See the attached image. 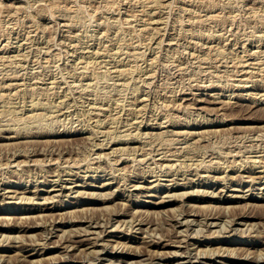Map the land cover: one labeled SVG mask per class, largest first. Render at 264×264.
I'll return each mask as SVG.
<instances>
[{
	"label": "rangeland",
	"instance_id": "obj_1",
	"mask_svg": "<svg viewBox=\"0 0 264 264\" xmlns=\"http://www.w3.org/2000/svg\"><path fill=\"white\" fill-rule=\"evenodd\" d=\"M0 57V264H33L39 256L31 257V244L58 255L54 243L87 236L97 242L68 248L79 254L105 247L87 264H175L186 250L193 256L209 246L222 252L210 263L244 264L232 261L243 247L264 257V0H0ZM239 211L257 218L233 220ZM211 212L221 218L209 219L208 228L184 223ZM77 214L93 215L101 226L78 225ZM25 223L36 228L25 232ZM168 234L182 245L149 246ZM114 238L122 240L119 248L111 247ZM127 240L133 248H125ZM134 248L144 257L124 256ZM154 250L166 256L155 258ZM68 258L60 264L75 263ZM193 259L181 264H199Z\"/></svg>",
	"mask_w": 264,
	"mask_h": 264
},
{
	"label": "bare ground",
	"instance_id": "obj_2",
	"mask_svg": "<svg viewBox=\"0 0 264 264\" xmlns=\"http://www.w3.org/2000/svg\"><path fill=\"white\" fill-rule=\"evenodd\" d=\"M114 1H115V0H114ZM150 1H151V0H150ZM153 1H154V0H153ZM156 1H158V0H156ZM113 3H114V2H113ZM154 3H155V2H154ZM145 4H146V3H145ZM168 4H169V3H168ZM143 5H144V4H143ZM154 5H155V4H154ZM43 7H44V6H43ZM184 9H185V8H184ZM143 10H144V9H143ZM144 11H145V10H144ZM41 13H42V12H41ZM51 13H52V12H51ZM134 13H135V12H134ZM39 14H40V13H39ZM42 14H43V13H42ZM146 14H147V13H146ZM148 14H149V13H148ZM131 15H132V14H131ZM134 15H135V14H134ZM135 16H136V15H135ZM157 17H158V16H157ZM150 18H151V17H150ZM153 18H154V17H153ZM147 19H148V17H147ZM136 20H137V18H136ZM149 20H150V19H149ZM33 21H35V20H33ZM153 21H154V20H153ZM179 21H180V20H179ZM148 22H149V21H148ZM150 22H151V21H150ZM109 23H110V22H108V24H109ZM155 23H157V21H156ZM189 25H190V24H189ZM109 26H110V25H109ZM156 27L158 28V26H156ZM69 28H70V27H69ZM102 28H103V27H102ZM125 28H126V27H125ZM129 28H130V27H129ZM147 28H148V27H147ZM151 28H152V27H151ZM118 29H119V28H118ZM145 29H146V28H145ZM149 29H150V28H149ZM155 29H156V28H155ZM160 29H162V28H160ZM164 29H165V28H164ZM126 30H127V29H126ZM126 30H125V31H126ZM132 30H133V29H132ZM141 30H143V29H141ZM157 30H158V29H157ZM105 31H106V29H105ZM128 31H129V30H128ZM144 31H145V30H144ZM149 31H150V30H149ZM149 31H148V32H149ZM152 31H154V30H152ZM146 32H147V31H146ZM148 32H147V33H148ZM150 32H151V31H150ZM107 33H108V32H107ZM117 33H118V32H117ZM117 33H116V34H117ZM144 33H145V32H144ZM151 33H152V32H151ZM156 33H157V32H156ZM18 34H19V33H18ZM94 34H95V33H94ZM118 34L120 35V33H118ZM133 34H134V33H133ZM152 34H153V33H152ZM152 34H150V37H152V36H151ZM154 34H155V33H154ZM154 34H153V35H154ZM191 34H192V32H191ZM23 35H24V34H23ZM26 35H27V34L25 33V36H26ZM192 35H193V34H192ZM8 36H10V35H8ZM96 36H97V35H96ZM138 36H139V35H138ZM147 36H148V35H147ZM174 36H175V35H174ZM174 36L171 35V37H174ZM176 36H177V35H176ZM30 37H31V36H30ZM119 37H120V36H119ZM124 37H125V36H124ZM135 37H136V36H135ZM167 37H168V36H167ZM6 38H7V37H6ZM27 38H28V37H27ZM80 38H81V37H80ZM93 38H95V37H93ZM121 38H122V37H120V39H121ZM130 38H131V37H130ZM132 38H133V37H132ZM132 38H131V39H132ZM139 38H140V37H139ZM142 38H145V37H142ZM142 38H141V40H142ZM152 38H153V37H152ZM29 39H30V38H29ZM89 39H90V38H89ZM95 39H96V38H95ZM117 39H118V37H117ZM122 39H123V38H122ZM126 39H128V38H126ZM137 39H138V38H137ZM150 39H151V38H150ZM173 39H174V38H173ZM30 40H31V39H30ZM98 40H99V39H98ZM115 40H116V39H115ZM128 40H129V39H128ZM145 40H146V39H145ZM155 40H156V39H155ZM160 40H161V39H160ZM177 40H178V39H177ZM236 40H237V39H236ZM236 40H235V42H236ZM32 41H33V40H32ZM32 41H31V42H32ZM80 41H81V40H80ZM80 41H79V42H80ZM82 41H83V40H82ZM93 41H94V40H93ZM102 41H103V40H102ZM116 41H117V40H116ZM118 41H119V40H118ZM136 41H137V40H136ZM7 42H8V41H7ZM83 42H84V41H83ZM123 42H125V41H123ZM147 42H148V41H147ZM147 42H145V43H147ZM150 42H151V41H150ZM158 42H160V41H158ZM175 42H176V41H175ZM235 42H234V43H235ZM29 43H30V42H29ZM98 43H99V41H98ZM201 43H203V42H201ZM234 43H233V44H234ZM8 44H9V42H8ZM81 44H83V43H81ZM117 44H118V43H117ZM124 44H125V43H124ZM133 44H134V43H133ZM156 44H157V43H156ZM175 44H176V43H175ZM32 45H33V44H32ZM100 45H103V44H100ZM104 45H105V44H104ZM110 45H111V44H110ZM114 45H115V44H114ZM127 45H128V44H127ZM127 45H126V46H127ZM137 45H138V43H137ZM137 45H135V46L137 47ZM143 45H144V44H143ZM6 46H7V45H6ZM117 46H118V45H117ZM119 46H121V45H119ZM122 46H123V45H122ZM147 46H148V45H147ZM149 46H150V45H149ZM193 46H195V44H194ZM220 46H221V45H220ZM27 47H28V46H27ZM37 47H38V46H37ZM100 47H101V46H100ZM102 47H103V46H102ZM115 47H116V46H115ZM129 47H130V46H129ZM136 47H135V48H136ZM151 47H152V46H151ZM183 47H186V46H183ZM191 47H192V46H191ZM257 47H258V46H257ZM15 48H16V47H15ZM40 48H41V47H40ZM42 48H43V47H42ZM46 48H47V47H46ZM98 48H99V47H98ZM105 48H106V47H105ZM111 48H112V47H111ZM118 48H119V47H117V49H118ZM120 48H121V47H120ZM120 48H119V49H120ZM122 48H123V47H122ZM122 48H121V49H122ZM146 48H148V47H146ZM215 48H216V47H215ZM3 49H4V48H3ZM102 49H104V48H102ZM102 49H101V50H102ZM107 49H108V48H107ZM125 49H126V48H125ZM243 49H244V48H243ZM96 50H97V49H96ZM99 50H100V49H99ZM115 50H116V49H115ZM17 51H18V50H17ZM32 51L34 52V50H32ZM39 51H40V49H39ZM87 51H88V50H87ZM118 51H119V50H118ZM143 51H144V50H143ZM181 51H182V50H181ZM247 51H248V50H247ZM19 52H20V51H19ZM92 52H93V51H92ZM96 52H97V51H96ZM125 52H126V51H125ZM193 52H194V50H193ZM94 53H95V52H94ZM98 53H99V52H98ZM105 53H106V52H104V55H105ZM109 53H110V52H109ZM117 53L119 54V52H117ZM117 53H115V54H117ZM182 53H183V52H182ZM259 53H260V52H259ZM25 54H26V53H25ZM34 54H35V53H34ZM95 54L97 55V53H95ZM106 54H107V53H106ZM111 54H112V53H111ZM115 54H114V55H115ZM132 54H133V53H132ZM141 54H142V52H141ZM152 54H153V53H152ZM191 54H192V53H191ZM248 54H249V53H248ZM19 55H20V54H19ZM27 55H28V54H27ZM27 55H26V56L24 55V56L27 57ZM57 55H59V53H58ZM192 55H193V54H192ZM237 55H238V54H236V56H237ZM257 55H259V54H257ZM7 56H8V55H7ZM85 56H86V55H85ZM99 56H100V55H99ZM106 56H107V55H106ZM8 57H9V56H8ZM21 57H22V56H21ZM110 57H112V56H110ZM155 57H156V56H155ZM155 57H154V58H155ZM237 57H238V56H237ZM0 58H1V57H0ZM3 58H4V57H3ZM76 58H77V57H76ZM86 58H87V57H86ZM94 58H95V57H94ZM101 58H102V57H101ZM113 58H114V57H113ZM113 58H112V59H113ZM151 58H152V57H151ZM241 58H242V56H241ZM25 59H26V58H25ZM36 59H37V58H36ZM80 59H81V58H80ZM96 59H97V58H96ZM102 59H103V58H102ZM110 59H111V58H110ZM20 60H21V59H20ZM84 60H85V59H84ZM108 60H109V59H108ZM240 60H241V59H240ZM89 61H90V60H89ZM93 61H94V59H93ZM98 61H99V60H98ZM120 61H121V60H120ZM11 62H12V61H11ZM16 62H17V60H16ZM86 62H87V61H86ZM90 62H91V61H90ZM100 62H101V61H100ZM107 62H109V61H107ZM111 62H112V61H111ZM118 62H119V61H118ZM13 63H15V62H13ZM88 63H89V62H88ZM97 63H98V62H97ZM109 63H110V62H109ZM105 64H106V63H105ZM115 64H116V62H115ZM148 65H150V63H149ZM104 66H105V65H104ZM113 66H114V65H113ZM147 71H148V70H147ZM143 73H145V72H143ZM153 73H154V72H153ZM82 74H83V73H82ZM35 76H36V75H35ZM140 76H141V75H140ZM33 77H34V76H33ZM77 77H78V76H77ZM1 78H2V77H1ZM143 79H144V78H143ZM143 79H142V80H143ZM68 85H69V84H68ZM81 85H82V84H81ZM81 85H80V86H81ZM86 85H87V84H86ZM86 85H85V86H86ZM262 85H263V84H262ZM242 86H243V85H242ZM260 86H261V85H260ZM78 87H79V86H78ZM82 87H83V86H82ZM74 88H75V87H74ZM84 88H85V87H84ZM263 88H264V87H263ZM46 89H47V88H46ZM68 89H69V88H68ZM63 90H65V89H63ZM69 90H70V89H69ZM69 90H68V91H69ZM45 92H46V91H45ZM66 92H67V91H66ZM24 93H25V92H24ZM55 93H56V92H55ZM64 93H65V92H64ZM263 93H264V92H263ZM65 94H66V93H65ZM68 94H69V93H68ZM68 94H67V95H68ZM146 94H147V93H146ZM236 94H237V93H236ZM8 95H10V94H8ZM54 95H55V94H54ZM56 95H57V93H56ZM237 95H240V94H237ZM21 96H22V95H21ZM240 96H241V95H240ZM57 97H58V96H57ZM60 97H61V96H60ZM182 97H183V96H182ZM25 98H26V97H25ZM72 98H73V97H72ZM192 98H193V97H192ZM195 98H196V97H195ZM195 98H194L193 100H195ZM229 98H230V97H229ZM22 99H23V98H22ZM74 99H75V98H74ZM189 99H190V98H189ZM198 99H199V98H198ZM204 99H205V98H204ZM239 99H240V97H239ZM257 99H258V98H257ZM96 100H97V99H96ZM96 100H95V101H96ZM190 100H192V99H190ZM23 101H24V100H23ZM23 101H22V102H23ZM25 101H26V99H25ZM71 101H72V100H71ZM73 101H74V100H73ZM93 101H94V100H93ZM197 102H198V101H197ZM227 102H228V101H227ZM229 102H230V101H229ZM37 103H38V102H37ZM99 103H100V102H99ZM188 103H189V102H188ZM188 103H187V104H188ZM190 103H191V102H190ZM225 103H226V102H225ZM251 103H252V102H251ZM35 104H36V103H35ZM101 104H102V103H101ZM184 104H185V103H184ZM222 104H224V103L222 102ZM233 104H234V103H233ZM23 105H24V104H23ZM23 105H22V106H23ZM32 105H33V104H32ZM54 105H55V104H54ZM54 105H53V106H54ZM64 105H65V103H64ZM231 105H232V104H231ZM240 105H241V104H240ZM249 105H250V104H249ZM58 106H59V105H58ZM61 106H62V105H61ZM67 106H68V105H67ZM82 106H83V105H82ZM182 106H183V105H182ZM184 106H185V105H184ZM241 106H242V105H241ZM250 106H252V105H250ZM250 106H249V107H250ZM24 107H25V105H24ZM55 107H57V106H55ZM62 107H63V106H62ZM144 107L146 108L145 104H144ZM231 107H232V106H231ZM245 107H246V106H245ZM183 108H184V107H183ZM200 108H201V107H200ZM234 108H235V107H234ZM55 109H56V108H55ZM58 109H59V108H58ZM113 109H114V108H113ZM119 109H120V108H119ZM259 109H260V108H259ZM31 110H32V109H31ZM60 110H61V109H60ZM60 110H59V111H60ZM88 110H89V109H88ZM120 110H121V109H120ZM132 110H133V109H132ZM210 110H211V109H210ZM55 112H56V111H55ZM84 112H87V111H84ZM116 112H117V111H116ZM119 112H120V111H119ZM130 112H131V111H130ZM132 112H133V111H132ZM143 112H144V111H143ZM88 113H89V111H88ZM88 113H87V114H88ZM134 113H135V112H134ZM136 113H137V112H136ZM138 113H139V111H138ZM154 113H155V112H154ZM82 114H83V113H82ZM117 114H118V113H117ZM141 114H142V113H141ZM171 114H172V113H171ZM171 114H169V115L171 116ZM234 114H235V113H234ZM262 114H263V112H262ZM262 114H261V116H262ZM94 115H95V114H94ZM154 115H155V114H154ZM169 115H168V116H169ZM259 115H260V114H259ZM259 115H258V116H259ZM135 116H136V115H135ZM168 116H167V117H168ZM232 116H233V115H232ZM236 116H237V115H236ZM238 116H239V115H238ZM224 117H226V116L224 115ZM227 117H229V116H227ZM249 117H250V116H249ZM253 117H254V116H253ZM135 118H136V117H135ZM202 118H203V117H202ZM259 118H260V117H259ZM261 118H262V117H261ZM261 118H260V119H261ZM89 119H90V118H89ZM89 119H88V120H89ZM118 119H119V118H118ZM194 119H195V118H194ZM101 120H103V119H101ZM205 120H206V119H205ZM220 120H221V119H220ZM263 120H264V119H263ZM97 121H98V120H97ZM118 121H119V120H118ZM118 121H117V122H118ZM200 121H201V120H200ZM259 121H260V120H259ZM187 122H188V121H187ZM211 122H212V121H211ZM95 123H96V121H95ZM101 123H102V122H101ZM172 123H173V122H172ZM174 123H175V122H174ZM199 123H200V122H199ZM99 124H100V122H99ZM196 124H197V122H196ZM151 125H152V124H151ZM147 126H148V125H147ZM196 126H197V125H196ZM257 127H258V126H257ZM65 130H67V129H65ZM69 130H70V129H69ZM208 130H209V129H208ZM211 130H212V129H211ZM213 130H214V129H213ZM4 131H5V130H4ZM57 131H58V130H57ZM63 131H64V130H63ZM67 131H68V130H67ZM78 131H79V130H78ZM202 131H203V130H202ZM206 131H207V130H206ZM7 132H8V131H7ZM40 132H41V131H40ZM49 132H50V131H49ZM54 132H55V131H54ZM192 132H193V131H192ZM203 132H205V131H203ZM209 132H210V130H209ZM16 133H17V132H16ZM41 133H42V132H41ZM56 133H58V132H56ZM67 133H68V132H67ZM67 133H66V134H67ZM207 133H208V132H207ZM207 133H206V134H207ZM9 134H10V133H9ZM46 135H48V134H46ZM113 135H114V134H113ZM4 136L7 137V136H9V135H4ZM12 136H13V135H12ZM121 136H122V134H121ZM202 136H203V135H202ZM117 137H118V136H117ZM135 137H136V136H135ZM10 138H11V137H10ZM120 138H121V137H120ZM120 138H119V139H120ZM71 139H72V138H71ZM71 139H70V140H71ZM68 140H69V139H68ZM110 140H112V139H110ZM120 140H121V139H120ZM31 141H32V140H31ZM31 141H30V142H31ZM71 141H72V140H71ZM117 141H118V140H117ZM17 142H18V141H17ZM32 142H33V141H32ZM32 142H31V143H32ZM18 143H19V142H18ZM23 143H24V142H23ZM23 143H22V144H23ZM25 143H27V142H25ZM28 143H29V142H28ZM31 143H30V144H31ZM38 143H39V142H38ZM98 143H100V142H98ZM103 143H104V142H103ZM34 144H36V141H35ZM12 145H13V144H12ZM16 145H18V144H16ZM19 145H20V144H19ZM37 145H38V144H37ZM98 145L100 146L101 144H98ZM62 146H63V145H62ZM104 146H105V144H104ZM106 146H107V145H106ZM110 146H111V145H110ZM14 147H15V146H14ZM39 147H40V146H39ZM63 147H64V146H63ZM102 147H103V146H102ZM34 148H35V147H34ZM99 148H100V147H99ZM110 148H112V147H110ZM111 150H112V149H111ZM30 151H31V150H30ZM30 151H29V152H30ZM33 151H34V150H33ZM39 151H40V150H39ZM101 151H102V150H100V152H101ZM116 151H117V150H116ZM25 152H26V150H25ZM113 152H114V150H113ZM26 153H27V152H26ZM39 153H40V152H39ZM23 154H24V153H23ZM27 154H28V153H27ZM27 154H26V155H27ZM32 154H33V153H32ZM40 154H41V153H40ZM20 156H21V155H20ZM22 160H23V159H22ZM262 161H263V160H262ZM170 165H171V164H170ZM243 165H244V164H243ZM209 166H210V165H209ZM249 166H250V165H249ZM262 166H263V164H262ZM238 168H239V167H238ZM194 169H195V168H194ZM207 169H209V168H207ZM212 169H213V168H212ZM205 170H206V169H205ZM222 170H223V169H222ZM242 170H243V169H242ZM250 170H252V169H250ZM206 171H207V170H206ZM215 171H217V170H215ZM218 171H219V170H218ZM254 171H255V170H254ZM250 172H252V171H250ZM196 173H197V172H196ZM196 173H195V174H196ZM249 175H251V174H249ZM259 175H260V174H259ZM259 175H258V176H259ZM261 175H262V174H261ZM236 177H238V176H236ZM239 177H240V176H239ZM249 177L252 178V177H254V175H253L252 177H251V176H249ZM255 177H256V176H255ZM99 178H100V177H99ZM226 178H227V176H226ZM60 179H61V178H60ZM220 179H222V178H220ZM229 179H230V178H229ZM232 179H233V178H232ZM255 179H256V178H255ZM46 180H47V179H46ZM251 180H252V179H251ZM44 181H45V180H44ZM60 181H61V180H60ZM63 181H64V180H63ZM144 181H145V180H144ZM54 182H55V181H54ZM58 182H59V181H58ZM192 182H193V181H192ZM228 182H229V181H228ZM42 183H44V182H42ZM101 183H102V182H101ZM151 183H152V182H151ZM158 183H159V182H158ZM158 183H157V184H158ZM49 184H50V183H49ZM54 184H55V183H54ZM75 184H76V183H75ZM183 184H184V182H183ZM200 184H202V183H200ZM223 184H224V183H223ZM47 185H48V183H47ZM102 185H106V183H103ZM133 185H134V184H133ZM137 185H138V184H137ZM137 185H136V186H137ZM166 185H167V184H166ZM186 185H187V184H186ZM55 186H56V185H55ZM62 186H63V185H61V187L59 186L60 189L64 188V187H62ZM64 186H65V185H64ZM107 186H108V185H107ZM136 186H135V187H136ZM140 186H141V185H140ZM142 186H144V185H142ZM150 186H151V185H150ZM167 186H168V185H167ZM188 186H189V184H188ZM226 186H227V185H223V187H226ZM148 187H149V186H148ZM152 187H153V185H152ZM172 187H173V186H172ZM3 188H4V187H3ZM17 188H18V187H17ZM108 188H109V186H108ZM150 188H151V187H150ZM165 188H166V187H165ZM219 188H220V187H219ZM228 188H229V186H228ZM254 188H255V187H254ZM29 189H30V187H29ZM29 189H28L29 192H33L34 194H37V193H38L37 190H34V188H33V190H32V189L29 190ZM77 189H78V188H77ZM6 190H7V189H6ZM9 190H10V189H9ZM11 190H12V189H11ZM16 190H17V189H16ZM24 190H25V189H24ZM70 190H71V189H70ZM193 190H195V189H193ZM196 190H197V189H196ZM198 190H199V189H198ZM203 190H204V189H203ZM220 190H221V189H220ZM22 191H23V190H22ZM48 191H49V190H48ZM59 191H60V190H59ZM59 191H58V194H59ZM191 191H192V190H191ZM139 192H140V191H139ZM186 192H187V191H186ZM186 192H183V193L186 194ZM21 193H22V192H21ZM97 193H98V195H99V192H97ZM108 193H109V192H108ZM108 193H106V194L108 195ZM168 193H169V192H168ZM168 193H167V194H168ZM170 193H171V192H170ZM170 193H169V194H170ZM173 193H174V192H173ZM2 194H3V193H2ZM14 194H15V193H14ZM25 194H26V193H25ZM53 194H54V193H53ZM53 194H52L51 192H48V195L46 194V195H47V199H48V198H49V199L52 198V197H53ZM101 194H102V193H100V195H101ZM104 194H105V193H104ZM104 194H103V195H104ZM109 194H110V193H109ZM111 194L113 195V193H111ZM135 194H136V193H135ZM176 194H177V193H176ZM5 195H6V193H5ZM11 195H13V193H12ZM15 195H16V194H15ZM20 195H21V194H20ZM23 195H24V194H23ZM23 195H21V196L23 197ZM56 195H57V194H56ZM95 195H96V194H95ZM100 195H99V196H100ZM170 195H171V194H170ZM174 195H175V193H174L172 196H174ZM2 196H3V195H2ZM6 196H7V195H6ZM21 196H20V198H21ZM28 196H29V195H28ZM28 196H27V197H28ZM39 196H40V193H39ZM182 196H183V194H182ZM24 197H25V195H24ZM27 197H26V198H27ZM91 197H92V196H91ZM102 197H104V196H102ZM174 197H175V196H174ZM178 197H179V196H178ZM28 198H29V197H28ZM43 198H44V197H43ZM30 199H31V196H30ZM101 199H102V198H101ZM160 199H161V198H160ZM110 200H111V199H110ZM175 200H176V198H175ZM170 201H171V199H170ZM74 202H75V201H74ZM70 203H71V202H70ZM158 203H161L160 205L165 204V203H164V199L162 198L161 200H159ZM246 204H247V203H246ZM246 204H245V205H246ZM248 204H249V203H248ZM250 204H251V203H250ZM76 205H77V204H76ZM256 205H257V204H256ZM259 205H261V204H259ZM198 206H199V205H198ZM203 206H204V205H203ZM212 206H213V205H212ZM212 206H211V207H212ZM226 206H227V205H226ZM232 206H233V205H232ZM251 206H252V205H251ZM254 206H255V203H254ZM39 207H40V206H39ZM164 207H165V206H164ZM201 207H202V206H201ZM204 207H207V206H204ZM208 207H209V206H208ZM216 207H217V206H216ZM216 207H215V208H216ZM229 207H230V206H229ZM238 207H240V206H238ZM238 207H237V208H238ZM245 207H246V206H245ZM45 208H48V206L45 205ZM86 208H87V207H86ZM193 208H194V207H193ZM215 208H214V209H215ZM219 208H220V206H219ZM237 208H236V209H237ZM39 209H40V208H39ZM191 209H192V208H191ZM206 209H207V208H206ZM208 209H209V208H208ZM208 209H207V210H208ZM214 209H213V210H214ZM217 209H218V208H217ZM226 209H228V208H226ZM232 209H233V208H232ZM262 209H263V208H262ZM35 210H36V209H35ZM74 210H75V209H74ZM76 210H77V209H76ZM84 210H85V209H84ZM127 210H128V209H127ZM140 210H141V209H140ZM144 210H145V209H144ZM166 210H167V209H166ZM171 210H172V209H171ZM220 210H221V209H220ZM228 210H229V209H228ZM248 210H250V209H248ZM82 211H83V210H82ZM123 211H124V210H123ZM146 211H147V210H146ZM149 211H150V210H149ZM164 211H165V210H164ZM172 211H173V210H172ZM174 211H175V210H174ZM192 211H193V210H192ZM221 211H222V210H221ZM226 211H227V210H226ZM231 211H232V210H231ZM233 211H234V210H233ZM39 212H40V211H39ZM41 212H42V211H41ZM63 212H64V211H61V213H63ZM66 212L68 213V210H67ZM77 212H78V211H77ZM80 212H81V210H80ZM85 212H86V211H85ZM128 212H129V211H128ZM140 212H141V211H140ZM143 212H144V211H143ZM152 212H153V211H152ZM162 212H163V211H162ZM175 212H176V211H175ZM182 212H183V211H182ZM193 212H195V211H193ZM205 212H206V211H205ZM218 212H219V211H218ZM223 212H224V211H223ZM245 212H246V210H245ZM253 212H254V211H253ZM55 213H56V212H54L53 214H55ZM69 213H70V212H69ZM69 213H68V216H69ZM83 213H84V212H83ZM86 213H87V212H86ZM88 213H90V212H88ZM88 213H87V214H88ZM92 213H93V212H92ZM130 213H131V212H130ZM160 213H161V212H160ZM160 213H159V214H160ZM173 213H174V212H173ZM254 213H255V212H254ZM263 213H264V212H263ZM40 214H41V213H40ZM43 214H44V213H43ZM70 214H71V213H70ZM75 214H76V213H75ZM110 214H111V213H110ZM121 214H122V213H121ZM136 214H137V212H136ZM139 214H140V213H138V215H139ZM145 214H146V213H145ZM147 214H148V212H147ZM149 214H150V213H149ZM151 214H152V213H151ZM151 214H150V215H151ZM155 214H156V213H155ZM178 214H179V213H178ZM180 214H181V213H180ZM199 214H200V213H199ZM204 214H205V213H204ZM220 214H221V213H220ZM223 214H224V213H223ZM25 215H27V214H25ZM41 215H42V214H41ZM47 215H48V214H47ZM50 215H51V214H50ZM55 215H56V214H55ZM64 215H65V214H64ZM72 215H73V214L70 215L69 219L71 218ZM128 215H129V214H128ZM152 215H153V214H152ZM176 215H177V213H176ZM216 215H217V214H216ZM259 215H262V216H263V214H260V213H259ZM4 216H5V215H3V217H4ZM13 216H14V215H13ZM13 216H12V217H13ZM23 216H24V214H23ZM30 216H32V214H31ZM30 216H29V217H30ZM33 216H34V215H33ZM35 216H38V214L35 215ZM42 216H43V215H42ZM42 216H40L41 219H43ZM52 216H53V215H52ZM62 216H63V214L61 215V218H62ZM73 216H74V215H73ZM77 216H78V214H77ZM84 216H86V215H84ZM92 216H93V215H91V217H90V216L88 215V217H84V219H81V217H83V216H81V217L78 216L80 219H77V218H76L77 220H76V219H75V220L78 222V223H77L78 225H82V226H83L84 223L86 222V224H87L86 227H90V226H92V227H93V226H98V227H99V226H101V222H100L97 218H94V217L92 218ZM142 216H143V215H142ZM142 216H141V217H142ZM173 216H175V215H173ZM177 216L179 217V215H177ZM180 216H181V215H180ZM185 216H186V215H185ZM210 216H211V217H210ZM222 216H223V215H222ZM0 217H2V216H0ZM5 217L8 218L9 216H5ZM5 217H4V219H6ZM14 217H15V216H14ZM20 217H21V215H20ZM20 217H19V218H20ZM45 217H46V216H45ZM48 217H49V216H48ZM110 217H111V216H109V218H110ZM112 217H113V216H112ZM153 217H154V216H153ZM181 217H182V216H181ZM199 217H200V216H199ZM232 217H233V220H238V219H239V220H243V219H245L244 217H253V218H257V215H255V214H250L249 212H247V213H243L242 211H241V213H240V211H239V212H237V214H236L235 216H232ZM15 218H16V217H15ZM15 218H14V219H15ZM23 218H24V217H23ZM35 218H36V217H35ZM52 218H53V217H52ZM58 218H59V217H58ZM114 218H115V217H114ZM118 218H119V217H118ZM134 218H136V217H134ZM134 218H132V219L134 220ZM184 218H185V217H184ZM220 218H221V216H219V215H217V216L212 215V212H211L210 215H205V216L202 217V219H201V218L192 219V220L189 219V221H188V219H186L184 223H185L186 226H189V225H190V222L196 221L197 224H200V225H201V224H204V226L206 225V227H207V226H210V224L212 223V222H209V219L219 220ZM230 218H231V217H230ZM8 219H9V218H8ZM24 219H25V218H24ZM32 219H33V218H32ZM32 219H31V220H32ZM48 219L50 220L51 218H48ZM73 219H74V218H73ZM73 219H72V220H73ZM105 219H106V218H104V220H105ZM112 219H113V218H112ZM121 219H122V218H121ZM130 219H131V218H130ZM132 219H131V220H132ZM171 219H172V218H171ZM198 219H200V220H198ZM263 219H264V218H263ZM15 220H16V219H15ZM57 220H58V219H57ZM61 220H62V219H61ZM118 220H119V219H118ZM125 220H126V219H125ZM128 220H129V219H127L126 221H128ZM131 220H130V221H131ZM175 220H176V223H182V222L184 221V220L181 221V220H179V219H177V218H176ZM228 220H229V219H228ZM231 220H232V219H231ZM250 220H251V219H250ZM252 220H253V219H252ZM12 221H13V220H12ZM17 221H18V220H17ZM21 221H23V220H21ZM29 221H30V220H29ZM29 221H28V222H29ZM32 221H34V219H33ZM46 221L48 222V220H46ZM55 221H56L55 218L51 219V223H50V226H51L50 229H51V230H52L53 227L55 226ZM105 221H106V220H105ZM139 221H140V220H139ZM143 221H144V220H143ZM145 221H146V220H145ZM198 221H202L203 223H202V222H198ZM211 221H213V220H211ZM262 221H263V220H262ZM3 222H5V221H3L2 219H0V227H1V224H2ZM28 222H27V223H28ZM41 222H42V220H41ZM43 222H44V221H43ZM49 222H50V221H49ZM65 222L67 223L68 220L63 221V222L61 221V224L65 223ZM124 222H125V221H124ZM131 222H132V221H131ZM146 222H147V221H146ZM215 222H216V221H214L213 223H215ZM219 222H220V221H219ZM229 222H230V220H229ZM246 222H247V221H246ZM9 223H10V221H9ZM21 223H22V222H21ZM21 223L19 222V224H21ZM30 223H32V222H30ZM39 223H40V222H39ZM58 223H60V221H58ZM102 223H105V222L103 221ZM193 223H194V222H193ZM222 223H223V221H222ZM222 223H221V224H222ZM232 223H233V222H232ZM248 223H249V221H248ZM258 223H259V222H258ZM263 223H264V221H263ZM13 224H14V223H13ZM35 224H37V223H35ZM45 224H47V223L45 222ZM68 224H69V223H68ZM70 224H71V223H70ZM108 224H109V223H108ZM116 224H118V223H116ZM119 224H120V222H119ZM122 224H123V223H121L120 225H122ZM125 224H126V222H125ZM128 224H129V223H128ZM135 224H136V223H135ZM138 224H139V223H138ZM148 224H149V223H148ZM148 224H147V225H148ZM194 224H195V223H194ZM216 224H217V222H216ZM223 224H224V223H223ZM243 224H244V223H243ZM261 224H262V223H261ZM4 225H5V224H4ZM37 225H38V224H37ZM48 225H49V224H48ZM48 225H47V226H48ZM52 225H53V226H52ZM78 225H77V226H78ZM106 225H107V223H106L104 226H106ZM130 225H131V224H130ZM130 225H128V226H130ZM133 225H134V224H133ZM149 225H150V224H149ZM149 225H148V226H149ZM172 225H173V222H172ZM211 225H212V224H211ZM218 225H219V224H218ZM229 225H230V224H229ZM232 225H233V224H232ZM247 225H248V224H247ZM250 225H251V224H250ZM254 225H255V222H254ZM258 225H259V224H258ZM104 226H103V228L101 227L102 229H101L100 232L105 231V229H104L105 227H104ZM112 226H113V225H112ZM124 226H125V225L123 224V227H124ZM139 226H140V225H139ZM141 226H142V225H141ZM145 226H146V225H145ZM150 226H151V225H150ZM214 226H215V225H214ZM224 226H225V225H223V228H222L223 230H224V228H225ZM251 226H252V225H251ZM40 227H41V226H40ZM66 227H67V226H66ZM72 227H73V226H72ZM80 227H81V226H80ZM86 227L84 226L82 229H84V228H86ZM123 227H122V228H123ZM190 227H191V226H190ZM196 227H197V226H196ZM198 227H199V226H198ZM227 227H228V226H226V228H227ZM230 227H231V225H230ZM232 227H233V226H232ZM245 227H246V226H245ZM248 227H249V226H248ZM25 228H26V229H25V232H26V231H30V230L32 231V228H36V227L33 226V225H28V224L26 225V223H25ZM42 228H43V227H42ZM55 228H56V226H55ZM62 228H63V227H62ZM70 228H71V227H70ZM73 228H74V227H73ZM78 228H79V227H78ZM114 228L116 229V228H118V227L114 226ZM119 228H121V226H120ZM126 228H127V227H126ZM130 228H131V227H128V229H130ZM172 228H173V226H172ZM200 228H202V227H200ZM200 228H199V230H201ZM207 228H208V227H207ZM217 228H219V227H217ZM228 228H229V227H228ZM228 228H227V229H228ZM237 228H238V227H237ZM250 228H251V227H250ZM46 229H47V228H46ZM79 229H80V228H79ZM86 229H88V228H86ZM92 229H94V228H92ZM123 229H125V228H123ZM140 229H141V227H140ZM145 229H146V228H145ZM148 229H149V228H148ZM173 229L176 230V228H173ZM186 229H188V228H186ZM193 229H194V228H193ZM195 229H196V228H195ZM202 229H203V228H202ZM239 229H240V228H239ZM245 229H246V228H245ZM65 230H66V229H65ZM77 230H78V229H77ZM108 230H109V229H108ZM108 230H107V231H108ZM151 230H152V229H151ZM177 230H178V229H177ZM204 230H205V228H204ZM208 230H209V229H208ZM220 230H221V229H219V231H220ZM225 230H226V229H225ZM228 230H229V229H228ZM243 230H244V229H243ZM253 230H254V229H253ZM31 231H30V232H31ZM46 231H47V230H46ZM49 231H50V230H49ZM63 231H64V230H63ZM87 231H88V230H86V232H87ZM91 231H92V230H91ZM91 231H89V232H91ZM141 231H142V230H141ZM146 231H148V230L146 229ZM169 231H170V230H169ZM193 231H194V230H193ZM217 231H218V230H216V232H217ZM234 231H235V230H234ZM40 232H41V231H40ZM81 232L83 233V231H81ZM97 232H98V231H97ZM100 232H98V233L101 234ZM172 232H174V230H173ZM176 232H177V231H176ZM201 232H203V230H202ZM209 232H210V231H209ZM212 232H213V230H211V233H212ZM34 233H35V232H34ZM47 233H48V231H47ZM47 233L45 232V234H47ZM50 233H51V232H50ZM62 233H63V232H62ZM62 233H61V235H63V237L61 236V238L63 239V238H65L66 236L64 237V234H65V233H64V234H62ZM76 233H77V232H76ZM76 233H75V234H76ZM79 233H80V232H79ZM82 233H81V234H82ZM169 233H171V232H169ZM174 233H175V232H174ZM192 233H193V232H192ZM194 233H195V232H194ZM194 233H193V234H194ZM241 233H242V232H241ZM241 233H240V234H241ZM22 234H23V233H22ZM29 234H30V233H29ZM54 234H55V233H54ZM148 234H149V233H148ZM177 234H178V232H177ZM179 234H180V233H179ZM179 234H178V235H179ZM195 234H196V233H195ZM205 234H206V233H205ZM213 234H214V233H213ZM215 234H216V233H215ZM1 235H2V234H1ZM20 235H21V234H19L18 236H20ZM24 235H25V234H24ZM30 235H31V234H30ZM35 235H36V234H35ZM79 235H80V234H76L75 237H77V236H79ZM95 235H96V234H95ZM168 235H169V234H168ZM174 235H176V234H174ZM174 235H171V236L169 235L168 238H165V239H166V241L164 240L165 242H164L163 240H161V241L156 240V238H157V236H156V237H155V240L151 241V243L149 244V246L151 245V246H153L154 248H155V247H157V248H159V247H163V248H164V247H167V246H169V245H171V244H174V242H180V243H181V239H176ZM202 235H203V233H202ZM208 235H209V233H208ZM261 235H262V233H261ZM32 236H34L33 233H32ZM44 236H45V235H44ZM58 236H59V235H58ZM67 236H68V235H67ZM71 236H72V235H71ZM158 236H160V235H158ZM183 236H184V235H183ZM206 236H207V235H206ZM262 236H264V235H262ZM26 237H27V236H26ZM28 237H29V236H28ZM37 237H38V236H37ZM85 237H86V236H85ZM96 237H97V236H96ZM164 237H165V236H164ZM178 237H179V236H178ZM14 238H16V236H15ZM17 238H18V237H17ZM46 238H47V236H46ZM58 238H60V237H58ZM73 238H74V237H73ZM73 238H72V239H69V240H67V241H65V240H61V243H60V244H57V243L55 244V243H54V245H52V246H54L53 248H62V249H60V250H62L61 253H59L58 255H54V254H57V253H54V254H53L52 251H54V250H59V249H51V248L47 247V245H45V244H44V245L42 244L43 246H39V248H37V247H38L37 244H34V245L31 244V249H34V250H35V251L33 250V251H34L33 253H30V254H31V257L34 256V254H36V255L39 256V258L35 257V258H37V259H35L34 257H33L34 259L31 258V263L34 262L33 264H51V261H50V260H54V259H55V261H56V259H57L58 264H60V263H62V262L65 260V258L71 257L70 259H69V258H68V259H69V260H73V262H75V263H73V264H87L86 262H89V263H90L91 261H94L95 259H98V258L101 256V253H99V252H101L103 249H105V247L101 246V248H99V250H95L96 253H95V251L93 252V250L91 249L92 251H91V250H90V251L93 252V253H95V254H92V255H91V253H90L89 250H88V251H87V250H84L85 248H81V249H80L81 252H79V254H78V251H77V253H75V252H71V250L68 249V248H71V247H72L70 244H73V245H74L73 247H74V250H75V248H76V249H77V248L79 249L80 246H83V245H85L86 243H94V244H95V241H96V238H95V241H89V240H88V239H89L88 236H87V238H84V239H82V238H77V239L74 238V239H73ZM100 238H101V236H100ZM127 238H128V237H127ZM181 238H182V237H181ZM186 238H187V236H186ZM193 238H194V237H193ZM1 239H2V237H1ZM5 239H7V238H5ZM22 239H23V238H22ZM24 239H25V237H24ZM66 239H68V238H66ZM98 239H99V238H98ZM114 239H115V238H114ZM135 239H136V238H135ZM158 239H159V237H158ZM160 239H162V238H160ZM215 239H216V238H215ZM30 240H31V239H30ZM33 240H34V239H32V241H33ZM55 240H56V239H55ZM129 240L131 241V240H133V238H130ZM129 240H127V241H123V244L125 245V248H126V245H127V243H128ZM148 240H149V239H148ZM218 240H219V239H218ZM23 241H24V240H23ZM39 241H40V240H39ZM44 241H45V240H44ZM68 241H70V242H69V245L67 244ZM103 241H104V240H103ZM27 242H28V241H27ZM30 242H31V241H30ZM30 242H28V243H30ZM37 242H38V241H37ZM41 242H43V241L41 240ZM48 242H49V240H48ZM48 242H47V243H48ZM50 242H51V241H50ZM53 242H54V241H53ZM57 242H58V241H57ZM59 242H60V240H59ZM96 242H97V241H96ZM101 242H102V240H101ZM108 242H109V241H108ZM143 242H144V241H143ZM31 243H32V242H31ZM38 243H39V242H38ZM45 243H46V242H45ZM102 243H103V242H102ZM106 243H107V242H106ZM113 243H115V244H113ZM113 243H112V244L109 243V244L111 245V247H118L117 244H119V245L122 244V240H121V239H115ZM185 243H186V242H185ZM185 243H184V244H185ZM0 244H1V242H0ZM21 244H22V243H21ZM99 244H100V243H99ZM107 244H108V243H107ZM133 244H134V243H133ZM176 244H177V243H176ZM193 244H194V243H193ZM19 245H20V244H19ZM23 245H24V244H23ZM23 245H22V246H23ZM25 245H26V244H25ZM124 245H123V246H124ZM177 245H178V244H177ZM180 245H182V243H181ZM206 245H207V244H206ZM208 245H209V244H208ZM252 245H253V244H252ZM11 246H12V245H11ZM36 246H37V247H36ZM50 246H51V245H50ZM70 246H71V247H70ZM139 246H140V245H139ZM187 246H188V245H187ZM197 246H198V244H197ZM215 246H216V245H215ZM215 246H214V247H215ZM127 247H129V248L132 247V248H133V245H132V244H131V245H127ZM142 247H144V246H142ZM142 247H141V248H142ZM179 247H180V246H179ZM200 247H201V246H200ZM205 247H206V246H205ZM207 247H208V246H207ZM207 247H206V248H207ZM212 247H213V246H212ZM212 247L209 246L207 249H205V248H203V249L198 248V249H197V252L194 253L193 256H191V254H192L193 252L190 253L191 251H187V250L185 251V250H184V251H185L184 253H188V255H186L185 257L182 256V255H183L182 252H181V253H178V252H180V251H177V252H176L175 249H174V251L172 250V251H169V252H172V253H173L172 255H174V256H176V255H178V254L182 256V257H181L182 259L180 258L181 260H177L178 258H176V260H177L178 262L176 261L175 264H181L182 262H185V261H182L183 259H186V261H188V262L191 263V260H190V259H191L192 257H193L194 259H196V261H197L199 264H216V263H215V260H214V263H210V261L213 260V257H214L215 254H219V253H222V252L219 251V250H221V249H218V248H212ZM218 247H219V246H218ZM234 247H235V246H234ZM237 247H239V246H237ZM237 247H236V248H237ZM255 247H256V246H255ZM261 247H262V246H261ZM118 248H119V247H118ZM121 248H122V247H121ZM147 248H148V247H147ZM219 248H221V247H219ZM226 248H227V247H226ZM229 248H231V247H229ZM248 248H249V247H248ZM256 248H257V247H256ZM21 249L24 250V247L21 248ZM71 249H72V248H71ZM97 249H98V248H97ZM113 249H114V248H113ZM116 249H117V248H116ZM155 249H156V248H155ZM170 249H171V248H170ZM170 249H168V250H170ZM177 249H178V248H177ZM177 249H176V250H177ZM179 249H180V248H179ZM183 249H184V248H183ZM232 249H233V247H232ZM232 249H231V250H232ZM257 249H259V248H257ZM40 250H41V251H40ZM131 250H132V251H130V252L127 253L128 255H124V256H126V257H132V258H133V257H139V256L144 257V256H143L144 253L142 252V250H138V248H137V249L134 248V249H131ZM150 250H151V249H150ZM168 250H167V251H168ZM191 250H192V249H191ZM228 250H229V249H228ZM231 250H230V251H231ZM239 250H240V249H239ZM239 250L237 249V251H239ZM241 250H242V249H241ZM243 250H245V254L242 255V256H238V255H239V254H238V255H237L238 257H232V261H233V262H235V263H244V264H259V263H261V262L264 263V257H258V256H256V254H257L258 252H257L256 254H254L255 256H254L253 254H252L251 256H249L248 253L251 252V251L248 250L249 252L246 253V248H244V247H243ZM243 250H242V252H243ZM254 250H255V249H254ZM259 250H260V249H259ZM261 250H263V249H261ZM72 251H73V250H72ZM146 251H147V250H146ZM157 251H158V252H157ZM157 251L154 250V253L157 252L156 254H154V255H155V258H162V259H163L164 256H166V255L162 256L164 253L161 255V253H160L161 251H159V250H157ZM162 251L164 252V250H162ZM182 251H183V250H182ZM222 251H223V250H222ZM30 252H31V251H30ZM149 252H150V251H149ZM151 252H153V251H151ZM194 252H195V251H194ZM259 252H260V251H259ZM261 252H262V251H261ZM50 253H52V254H50ZM146 253H147V252H146ZM226 253H227V251H226ZM232 253H233V252H232ZM238 253H239V252H238ZM16 254H17V253H16ZM18 254H19V253H18ZM89 254H90V256H89ZM122 254H124V253H122ZM149 254H150V253H149ZM168 254H169V253H168ZM201 254L204 255L205 257H204L203 259H198V257H199ZM234 254H235V253H234ZM234 254H231V255H234ZM260 254H261V253H260ZM260 254H259V255H260ZM27 255H28V254H27ZM107 255H109V254H107ZM154 255H153V256H154ZM179 255H178V256H179ZM235 255H236V254H235ZM235 255H234V256H235ZM262 255H263V254H262ZM262 255H261V256H262ZM111 256H112V255H111ZM148 256H149V255H147V257H148ZM150 256H151V255H150ZM167 256H168V255H167ZM170 256H171V255H170ZM2 257H3V256H2ZM17 257H18V256H17ZM19 257H20V256H19ZM26 257H27V256H26ZM225 257H226V256H225ZM118 258H119V257H118ZM132 258H131V259H132ZM145 258H146V257H145ZM15 259H16V258H15ZM19 259H20V258H19ZM22 259H23V257H22ZM112 259H113V258H112ZM127 259H129V258H127ZM131 259H130V260H131ZM137 259H138V258H137ZM141 259H142V258H141ZM141 259H140V260H141ZM146 259H147V258H146ZM152 259H153V258H152ZM194 259H193V260H194ZM9 260H10V258H9ZM9 260H8V262H9ZM16 260H17V259H16ZM27 260H28V259H27ZM109 260H110V259H109ZM119 260H120V259H119ZM125 260H126V259H125ZM130 260H129V262H131ZM138 260H139V259H138ZM138 260H137V261H138ZM140 260H139V261H140ZM150 260H151V259H150ZM150 260H149V261H150ZM172 260H173V259H172ZM230 260H231V259H230ZM12 261H13V260H12ZM14 261H15V260H14ZM17 261H18V260H17ZM23 261H25V260H23ZM29 261H30V260H29ZM99 261H100V259H99ZM111 261H112V260H111ZM113 261H114V260H113ZM139 261H138V262H139ZM220 261H221V260H220ZM10 262H11V261H10ZM18 262H19V261H18ZM144 262L146 263V261H144ZM152 262H153V261H152ZM173 262H174V261H173ZM222 262H223V261H222ZM2 263H4V262H2ZM6 263H7V262H6ZM126 263H127V262H126ZM131 263H132V262H131ZM135 263H136V262H135ZM140 263H142V262H140ZM148 263H149V262H148ZM171 263H172V262H171ZM171 263H170V264H171ZM195 263H196V262H195ZM14 264H15V263H14ZM22 264H23V263H22ZM54 264H55V263H54ZM97 264H98V263H97ZM101 264H102V263H101ZM103 264H104V263H103ZM105 264H106V263H105ZM114 264H115V263H114ZM133 264H134V261H133ZM138 264H139V263H138ZM143 264H144V263H143ZM187 264H188V263H187ZM218 264H219V263H218Z\"/></svg>",
	"mask_w": 264,
	"mask_h": 264
}]
</instances>
